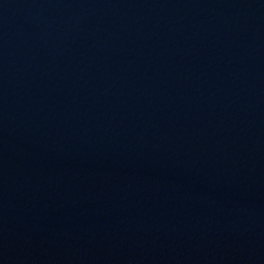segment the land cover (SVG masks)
<instances>
[{"label": "water", "instance_id": "95a60500", "mask_svg": "<svg viewBox=\"0 0 264 264\" xmlns=\"http://www.w3.org/2000/svg\"><path fill=\"white\" fill-rule=\"evenodd\" d=\"M0 264H264V0H0Z\"/></svg>", "mask_w": 264, "mask_h": 264}]
</instances>
